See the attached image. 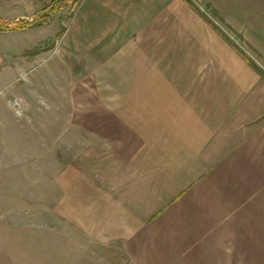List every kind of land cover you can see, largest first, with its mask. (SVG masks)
I'll return each instance as SVG.
<instances>
[{
  "label": "crops",
  "instance_id": "obj_1",
  "mask_svg": "<svg viewBox=\"0 0 264 264\" xmlns=\"http://www.w3.org/2000/svg\"><path fill=\"white\" fill-rule=\"evenodd\" d=\"M52 1L0 0V21L40 17ZM206 1L77 0L63 26L73 49H118L119 64L139 65L135 79L183 85L109 88L119 102L86 121L102 132L89 136L90 203L77 201L72 224L102 208V221L87 211L86 229L125 257L104 264H264V41ZM243 1L264 16V0Z\"/></svg>",
  "mask_w": 264,
  "mask_h": 264
},
{
  "label": "rangeland",
  "instance_id": "obj_2",
  "mask_svg": "<svg viewBox=\"0 0 264 264\" xmlns=\"http://www.w3.org/2000/svg\"><path fill=\"white\" fill-rule=\"evenodd\" d=\"M196 1L200 3L194 6L206 7L201 3L206 0ZM74 2L69 0L41 28L0 30V70L9 71L8 84L0 86V264H104L125 258L117 245L101 248L102 242L86 229L87 211L99 216L102 208L85 207L83 226L72 224L79 214L77 201L90 203L89 136L91 130L96 135L102 132L96 124L87 128L86 121L102 119V106L109 98L119 102V97L105 95L109 88H134L140 83L157 88L183 86L178 80L135 79L139 65L119 64L118 49L71 48L70 31L63 30L71 24ZM206 2L218 9L222 21L264 41V16L258 10L248 15L256 2ZM18 22L4 23L14 27ZM98 51L105 53L95 58L93 53ZM74 121L81 126L72 127ZM71 133L76 135L73 145ZM101 140L95 136L96 143ZM98 177L101 188L102 174ZM98 218L95 221H102L101 215Z\"/></svg>",
  "mask_w": 264,
  "mask_h": 264
},
{
  "label": "trees",
  "instance_id": "obj_3",
  "mask_svg": "<svg viewBox=\"0 0 264 264\" xmlns=\"http://www.w3.org/2000/svg\"><path fill=\"white\" fill-rule=\"evenodd\" d=\"M69 0H53L46 8H45V14L42 16H37L36 19H34L33 22L26 21L24 23H16V26L14 27H8L7 24L4 22L0 24V30L1 31H8V30H15V29H22V28H28L31 26H37L42 25L44 23H47L50 21L51 14L59 11L61 7L63 6L64 2H67ZM77 0L72 5V8L76 6ZM1 22V21H0Z\"/></svg>",
  "mask_w": 264,
  "mask_h": 264
}]
</instances>
